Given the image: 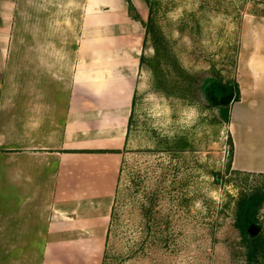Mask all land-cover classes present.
<instances>
[{"label":"crops","instance_id":"0c3cea01","mask_svg":"<svg viewBox=\"0 0 264 264\" xmlns=\"http://www.w3.org/2000/svg\"><path fill=\"white\" fill-rule=\"evenodd\" d=\"M147 15L140 0H0V264H102ZM245 38L238 106L264 165V22Z\"/></svg>","mask_w":264,"mask_h":264},{"label":"rangeland","instance_id":"374dc122","mask_svg":"<svg viewBox=\"0 0 264 264\" xmlns=\"http://www.w3.org/2000/svg\"><path fill=\"white\" fill-rule=\"evenodd\" d=\"M140 1L159 47L145 37L102 264H246L235 203L264 190V165L254 119L239 110L237 69L246 34L264 22V0ZM210 83L238 86L227 120ZM251 232L264 236V203Z\"/></svg>","mask_w":264,"mask_h":264},{"label":"trees","instance_id":"16d2710c","mask_svg":"<svg viewBox=\"0 0 264 264\" xmlns=\"http://www.w3.org/2000/svg\"><path fill=\"white\" fill-rule=\"evenodd\" d=\"M129 8V12H130ZM134 19H138V16L133 15ZM149 24H144L146 36L152 34V41L154 43V48L158 51V39L159 36L155 35L157 33L154 30V20L152 19V14H149ZM152 25V27H151ZM142 62V58H141ZM218 86L215 83L208 84L207 91L211 95L216 97L220 94V89L222 87ZM227 88V87H224ZM234 92L236 94L235 99L239 97V90L237 84L234 85ZM116 196V194H115ZM115 201L111 209L110 215V224L107 231L106 245L103 253L102 263L107 260V241L111 227L115 221ZM264 203V190L254 189L251 192L240 194L235 203V214H234V228L239 233L240 246L244 249L243 255L245 258L246 264H258L261 257L264 256V236L262 234H252L250 231L251 227L257 226L259 224V212Z\"/></svg>","mask_w":264,"mask_h":264},{"label":"water","instance_id":"95a60500","mask_svg":"<svg viewBox=\"0 0 264 264\" xmlns=\"http://www.w3.org/2000/svg\"><path fill=\"white\" fill-rule=\"evenodd\" d=\"M235 98V93L234 92H229L226 95H222L219 100L218 103L219 105L222 107V114L225 120L228 119L229 117V106L230 104L234 101ZM252 228V227H251ZM251 231V229H250Z\"/></svg>","mask_w":264,"mask_h":264},{"label":"flooded vegetation","instance_id":"af4514ba","mask_svg":"<svg viewBox=\"0 0 264 264\" xmlns=\"http://www.w3.org/2000/svg\"><path fill=\"white\" fill-rule=\"evenodd\" d=\"M221 93H220V95H226V94H228L229 92H227V91H224V90H222V91H220Z\"/></svg>","mask_w":264,"mask_h":264}]
</instances>
